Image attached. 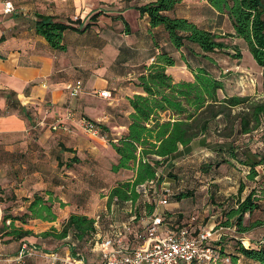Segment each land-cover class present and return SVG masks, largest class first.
Listing matches in <instances>:
<instances>
[{
  "label": "trees",
  "instance_id": "trees-1",
  "mask_svg": "<svg viewBox=\"0 0 264 264\" xmlns=\"http://www.w3.org/2000/svg\"><path fill=\"white\" fill-rule=\"evenodd\" d=\"M181 1L151 0L136 7L140 17L146 18L151 36L156 40L164 34L178 55L162 50L155 54L149 65L143 64L138 68L140 72L136 85L141 93L127 97L126 105L131 112L126 134L114 140L107 134L104 125L96 123L115 151L116 162L97 161L93 166L92 161L81 159L72 147L66 146L57 137L55 143H51L53 146L50 144L55 152L54 174L50 182L55 189H44L42 193L34 191L30 197H19L15 191L17 182L33 166H30L24 154L17 155V141L13 145L14 150H6L4 142L8 136L0 134V169L6 171L0 183V204H7L8 207L0 221V235L7 237L16 247L12 254L6 255L5 264H24L26 259L42 254L39 250L45 251L46 244H50L48 240H52L55 246L50 252L57 256L53 260L55 264H62L61 259L66 255L82 259L85 264H100V242L111 236L112 227L122 229L128 249L138 248L142 244L139 235L144 234L150 223V219L144 221L143 217L156 215L157 203L161 199L165 200L163 206L169 207L157 214L172 229L186 224H191L196 230L199 228L195 224L199 218L197 213L202 208L188 213V207L193 210L192 205L201 200L205 193L208 202L214 205L208 219L210 215L220 213L215 216V224L209 226L214 230L217 227H232L237 234H241L263 224L262 219L248 223L243 219L246 214L252 217L254 212L264 214V0H205L212 9L226 15L232 32L224 34L213 32L191 19L174 16L175 6ZM96 16L92 15L91 19ZM36 17L34 27L37 34L57 50L65 49L62 36L66 30L82 31L89 27V24L83 29L75 27L80 23L79 19L61 22L50 15L37 14ZM155 28H159V31L153 33ZM227 38L241 39L253 61L262 68L263 95L260 98L224 93V72H228L224 63L230 66L233 61L242 58L240 47L227 42ZM177 63L187 67L192 79L175 81L166 72L167 67ZM7 105L10 109H7L8 112H16L26 121L29 136L36 143L44 131L35 124L40 117L38 110L21 105L16 100L15 92L7 94ZM29 109H34L33 114ZM160 113H169L173 120H161ZM77 119L94 122L82 113L77 115ZM67 127L69 131L49 129L72 132V128ZM198 139V148L204 146L207 149L191 152V143ZM206 140H210L209 144H206ZM37 146L45 150L44 146ZM180 148L184 157L175 163L174 155ZM40 159L44 162L37 168L45 170L47 164L49 170L45 153L41 154ZM76 164L87 167L80 170L78 178L61 174L66 168L78 172ZM122 171H129L130 174L117 179L115 175ZM226 175L238 177V187L236 194L223 199L216 193L223 184L211 181ZM164 178L171 180L167 189L162 188ZM257 181L258 186L255 185ZM246 182L254 184L241 197L247 187ZM60 186L69 187L71 200L74 198L72 190L79 188L75 197L77 205L69 210L68 217L60 220L58 227L51 225L40 233L25 229L24 225L31 219L58 220L57 208H65L69 204L58 198L57 188ZM104 189L107 190L106 208L94 217L87 216L83 198L88 199ZM45 194L49 195L47 199L44 198ZM21 206L25 209L17 210ZM117 208L126 214L125 220L116 218ZM196 215L198 217L190 221V217ZM6 220H9L8 224ZM121 222L125 223L126 228L123 229ZM29 238L35 241H29ZM211 244L219 249L222 256L230 258L229 264H239L240 255L256 264H264V241L257 242L255 247L239 243L237 251H230L223 244L222 237L217 235ZM23 245L33 254L18 259ZM65 248L70 250L68 254L62 252ZM11 258L14 260L7 262Z\"/></svg>",
  "mask_w": 264,
  "mask_h": 264
},
{
  "label": "crops",
  "instance_id": "crops-1",
  "mask_svg": "<svg viewBox=\"0 0 264 264\" xmlns=\"http://www.w3.org/2000/svg\"><path fill=\"white\" fill-rule=\"evenodd\" d=\"M148 1L151 0H0V112H5L0 114V134L8 136V138L5 137L4 142L6 150H14L13 145L17 141L15 143L17 155L24 154L30 166H33L29 171L24 172L23 179L17 182L15 191L19 197H30L34 191L42 193L44 189H55L50 182L54 174L55 152L50 146L51 143H55L57 137L61 138L66 146L72 147L81 159L86 158L92 161L93 166L97 164V161L116 162L117 155L107 141L106 135L104 139H101L84 134L78 124L77 115L82 113L104 125L107 128V134L114 140L123 136L127 132L131 112L126 105L127 97L141 93L136 85V78L140 72L138 68L143 64L149 65L155 54L162 50L178 55V52L166 41L164 34L155 40L151 36L146 18L140 17L136 7ZM5 3L11 6L9 11H5ZM199 7H204L202 13L205 16L196 10ZM37 14L50 15L61 22L79 19L80 23L75 24V27L83 29L86 24H89V27L82 31L66 30L62 36L65 49L57 50L51 48L45 38L37 34L34 27ZM94 14L97 16L91 19ZM174 16L191 19L216 33L232 32L226 15L212 9L205 0H182L175 6ZM157 31L159 28L153 29V33ZM235 39L242 41L239 38ZM241 52L242 58L233 61L225 71H241L243 69L241 63L247 61L245 68L249 67L257 73L255 77L258 85L262 68L253 60H244L246 52L248 53L246 46ZM166 72L171 74L175 81L190 80L193 77L182 63L167 67ZM77 80L81 82L82 89L77 96L71 97L65 88L66 84ZM258 87L257 92L262 93L261 88ZM104 89L111 91V99L98 95V92ZM12 92H15L16 100H19L21 105L38 110L40 117L35 124L44 131L36 143L29 136L30 130L26 121L16 112H8L10 109L7 105V94ZM224 93L251 96L238 91L229 92L226 85ZM70 112L73 114V119L67 118ZM160 117L161 120H173L169 113H160ZM55 119H59L63 125H69L72 132L51 131L48 124ZM209 142L210 140H206V144ZM37 143L44 146L45 150L38 148ZM198 146L199 139L191 143V152L198 153L207 149L204 146L199 148ZM42 153H45V162L49 161V170H47V164L44 166L45 170L40 171L37 168L44 162L40 159ZM182 156L184 153L180 148V151L174 155V159L178 160ZM76 166L78 172L75 169L66 168L61 174L78 178L80 170L87 167L81 164ZM243 173L246 172L243 171ZM5 175L6 171L0 169V183ZM241 177L245 179L243 174ZM237 179L238 177L226 175L211 182L223 184L216 193L224 199L237 193ZM163 184L162 188L167 189L169 183ZM57 191H59L58 198L62 202L69 203L65 208H57L58 220L48 222L31 219L24 225L25 229L40 233L51 225L58 227L59 221L68 217L69 210L77 205L75 197L79 188L72 190L74 193L72 200L69 197L71 191L69 187L60 186ZM48 196L45 194L44 198L47 199ZM207 198L208 195L205 193L201 200H197L193 206L194 209L201 207L203 212L209 213L214 205L208 202ZM106 201L107 195L99 200L94 198L92 201L91 196L88 199L83 198V203L87 202L84 213L94 217L97 212L106 208ZM162 207L167 206H159L155 214L161 213ZM24 209V206L17 208V210ZM197 211L199 210L194 212ZM150 218L151 216L146 215L143 220L147 221ZM208 221L210 225H214L215 216L210 215ZM121 224L124 223L121 222ZM29 241H35V239L29 238ZM247 242L250 247H255L257 243L249 239ZM69 251L68 248L62 250L65 254ZM37 258L38 256L26 259L24 264H39ZM49 259L50 264H55L51 257ZM12 260L14 259H8L7 262ZM240 261L243 264H256L242 255L238 259V263L242 264ZM17 264L21 263L17 262Z\"/></svg>",
  "mask_w": 264,
  "mask_h": 264
},
{
  "label": "built area",
  "instance_id": "built-area-1",
  "mask_svg": "<svg viewBox=\"0 0 264 264\" xmlns=\"http://www.w3.org/2000/svg\"><path fill=\"white\" fill-rule=\"evenodd\" d=\"M11 6L5 3V11H9ZM66 90L71 97H75L82 89L80 81L67 83ZM98 95L105 99H111L112 94L109 90H101ZM68 119H73L70 112ZM97 122L80 119L78 124L85 134L89 137L105 138L101 134ZM50 129H63L69 131L67 125H63L59 119H55L49 124ZM164 205L165 200L158 201ZM98 216H96V220ZM2 212L0 209V221ZM195 216L190 217L194 221ZM9 223V220H6ZM126 228L125 223L122 225ZM216 230L211 227L203 229H193L191 224L182 225L172 229L162 221L159 214L150 218V223L146 227L144 234L139 235L142 244L135 249H128L122 237L120 227H112L111 236L103 238L101 245L100 264H229L230 258L222 256L219 249L214 247L211 242L216 240ZM32 251L22 246L18 259L31 256ZM52 260H56L55 254L50 255ZM62 264H85L82 259L71 258L68 255L61 259Z\"/></svg>",
  "mask_w": 264,
  "mask_h": 264
},
{
  "label": "rangeland",
  "instance_id": "rangeland-1",
  "mask_svg": "<svg viewBox=\"0 0 264 264\" xmlns=\"http://www.w3.org/2000/svg\"><path fill=\"white\" fill-rule=\"evenodd\" d=\"M203 9H204V7H199L196 10L199 13H201V15H204L202 13ZM225 40H227V42H229V43L236 42V44L240 47L241 51H243V49L245 48L244 43L242 41L236 40L235 38H227ZM248 53L246 52V56H244V60H253L250 53H249V55H248ZM246 63H247V61H244V63H241L243 65V67H242L243 69L241 71L240 70H237V71L233 70V71L224 72L225 73V77L223 78L224 83L227 86V90L229 92L238 91L241 94H251V97L260 98L263 94L261 92L260 93L257 92V87L259 86L258 88H261L262 78L259 80V83L257 85L256 77H255V75L257 73L255 71L251 70L249 67L245 68ZM224 64L226 67L229 68V64L228 65L226 63H224ZM29 111L33 114L34 109H31V110L29 109ZM95 122H97V121H95ZM182 157H184V156H182ZM182 157H180L178 160H180ZM178 160H175V161H178ZM128 174H130L129 171H122L121 173L116 174L115 177L117 179H123V178H126ZM163 181L164 182H170L171 180L169 178H164ZM259 181H260V179H259ZM259 181H257L255 183L256 186L259 185ZM246 184H247V187L244 189V192L241 193V197H244L249 192L250 187L254 183L252 182V184H251V183L246 182ZM257 188L260 189L261 186L257 187ZM106 194H107L106 189L102 190L99 193L97 192L96 194L91 196V201L94 200V198L96 200H99L100 198H102ZM85 204H87V202H85ZM157 205H158V207L163 206L162 204H159V203H157ZM193 206H194V204L192 205V207ZM168 207H166V208H168ZM0 209H1V212L3 215L5 212H7V209H8L7 204L6 205L0 204ZM164 209H165L164 207L161 208L162 211ZM196 210H198V209H196ZM196 210L194 209V207H193V210H191V208L188 207V213L190 211L194 212ZM213 213L215 214L216 212L214 211ZM197 214L199 215V218L196 221L195 226H197V228L199 227V229L208 228L210 226L209 221H208V213L202 212V210H201V212H199ZM218 214H220L219 211L215 214V216H217ZM115 216L118 220H125L126 219V214L122 213L120 208L116 209ZM256 219H262L263 224L250 229L246 233H241V234H237L232 227H219V228L217 227V228H215V226H214V228L216 229V233H215L216 236L215 237H217V235L221 236L223 244L226 245V249L230 250V251H237V246L239 243L243 246L249 247V244L247 242L248 239L251 240L252 242H255V243L259 242V241H264V214H260L259 212H254V215L252 217L251 216L249 217L248 214H246L244 216L243 220L245 223H248L251 220H256ZM0 226H1V223H0ZM242 241L244 242V244ZM47 242H49L50 244H48V243L46 244L45 249H44L46 252L39 250V252L42 254H40L39 252L38 253L40 255L37 254V256H38L37 260H38L39 264H50L49 263V261H50L49 258L51 257L50 252L53 250V248L55 246L52 245L53 244L52 240H48ZM55 244L56 243H54V245ZM15 250H16V247L11 242L8 241V238L3 237V235H0V264H5L6 262H4V259H5V257H7L6 255L12 254ZM240 263L243 264L242 261H240Z\"/></svg>",
  "mask_w": 264,
  "mask_h": 264
}]
</instances>
